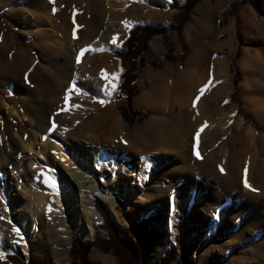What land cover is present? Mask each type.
Wrapping results in <instances>:
<instances>
[{
    "label": "rangeland",
    "instance_id": "rangeland-1",
    "mask_svg": "<svg viewBox=\"0 0 264 264\" xmlns=\"http://www.w3.org/2000/svg\"><path fill=\"white\" fill-rule=\"evenodd\" d=\"M58 1L66 6L74 3L83 39L74 42L70 40L69 32L67 36L63 34L59 26L63 16L57 15ZM68 1L49 0V6L45 5V0H0V179L14 184L13 187L25 199L29 198L30 191L48 196L42 217L27 229L16 214L18 209L6 204V185L0 184V264H12L4 257L9 253L19 254L28 264H46L38 241L47 236L56 242L59 264H66L71 259L69 248L73 234L78 237L81 250H85L84 242L91 241L96 233L108 238L107 231L100 227L103 218L116 232L119 241L131 248L134 244L125 240L122 229L130 228L133 223L139 224L142 242L139 238L134 241L143 246L144 261L141 264H177L178 260H182V264L214 261L217 264H264V252L259 249L264 241V226L258 224L254 227L253 214L239 212L245 199L241 197L236 203L232 201L228 207L210 203V192L217 198L224 194L228 199L233 198L230 195L234 192L231 189L233 183L225 181L223 176L234 173L232 153L235 154L238 146L240 131L250 133L254 164L250 172L241 175L239 182L243 186L250 180L251 190L263 186L260 192L253 193L264 195V175L259 173L264 161V0H256L261 5L262 15L242 0H200L195 8L208 3L209 17L194 16V8L183 28L182 39L174 28L181 1L126 0V15L139 16L132 25L163 27L168 39L166 45L159 34L146 43V61L137 80L138 93L133 99V108L147 116L136 122L121 116L119 105L123 101L110 100L122 72L119 59L112 51L120 48L127 33L119 36L118 44L112 40L104 41L108 28L112 26L111 17L98 18L96 0ZM116 1L103 0L102 4H115ZM172 1L176 2L174 8L171 7ZM39 14L50 18L59 38L70 42L61 53L55 52L45 37L35 34V19ZM67 16L69 18V12ZM23 17L27 21H23ZM251 18L256 23L254 29L248 23ZM81 46L89 50L81 53L77 62L74 56ZM168 51L173 61L167 59ZM246 55L250 59L241 64ZM84 59L89 60L86 65H83ZM99 59H108L116 68L114 85L104 96L95 92L90 84H85L88 74L93 75L89 67H94ZM74 65L82 66L79 67L81 70H76ZM186 69L203 71L204 80L210 78L209 90L198 109L207 119L198 122L191 119V123L182 124V134L177 136V151L171 154L173 161L163 163L162 157L165 156L159 154L165 148L163 135L173 124V108L178 106L169 99V107L157 113L144 105L142 96L151 87L147 74L170 73V80L176 85ZM6 105H11L15 112H8ZM103 113L104 125L94 126ZM89 123L92 124L87 128ZM115 123L120 127L119 135ZM41 142L45 143L43 147ZM7 144L17 147L14 154L7 151ZM30 144L35 150L51 156L59 144L75 163L72 169L84 170L91 165L96 171L81 183H69L63 173L45 166L40 159L36 161L27 150ZM220 149L224 151L222 156L221 153L216 155ZM188 152L200 164L214 155L221 161L222 168L213 173L209 165V168H198L188 163L190 168L186 162ZM171 167H175L174 170H168ZM117 180L124 190H131L136 185L141 191L139 196L146 199L151 195L159 198L155 181L160 180L166 185L168 198L174 197L175 205L167 208L154 202L145 213L134 218L133 202L138 198L130 203L120 198L115 205L116 217L109 215L98 200L90 197L92 206L96 202L101 213L95 209L98 228L90 238H82L79 230L73 227L74 218L68 205L72 192L76 191L81 199H85L82 195L88 193L91 185H100L111 192L109 187ZM52 181L56 185L54 190ZM189 197H192L190 206L185 208V199ZM259 203L253 197L248 208L263 204ZM202 210L209 216H220L209 238L201 235L199 219L191 217L199 215ZM190 225L196 228L190 230ZM13 228L18 229L19 234ZM48 231L51 235L47 234ZM83 254L85 259L81 264H90V258L97 254L101 257L109 255L113 264H120L112 250L91 246Z\"/></svg>",
    "mask_w": 264,
    "mask_h": 264
},
{
    "label": "bare ground",
    "instance_id": "bare-ground-1",
    "mask_svg": "<svg viewBox=\"0 0 264 264\" xmlns=\"http://www.w3.org/2000/svg\"><path fill=\"white\" fill-rule=\"evenodd\" d=\"M68 1V0H67ZM71 2L73 0H70ZM68 1V2H70ZM58 16L62 17V22L59 24V26L62 29L63 34L66 36L68 35V32L70 33V40L77 41V39L81 40V29L77 22L76 15L74 13L75 5L72 3L70 5L63 4V2L58 1ZM103 0H96V5L98 7V18L105 19L106 15L110 16V23L112 26L108 28L107 36H105L103 39L104 41H110L114 44L119 43V36L121 34H126L128 32L129 27L132 25V22L139 19V16L136 14L126 15L125 12V3L126 0H117L115 4H106L103 5ZM45 5H49V0H45ZM50 6V5H49ZM43 7V5H42ZM46 8V7H45ZM50 9V8H49ZM70 9V11H69ZM44 10V9H43ZM69 12V18L67 16ZM54 14V12H52ZM37 16V15H36ZM46 16V15H45ZM23 21H27L26 17H23ZM36 25H35V34L39 36L45 37L47 43L52 45V49H54L55 52L61 53L63 49H66L68 44H70L69 41L63 40L62 38H59L57 35L58 32L55 30L53 23L50 21V18L43 16H37L36 17ZM248 23H251L250 28L254 29L256 28V23L253 22V18H251ZM107 26V25H106ZM69 40V39H68ZM96 41V40H95ZM69 42V43H68ZM83 49V46L79 47L77 49V52L75 53L74 59H77V56L81 54V50ZM74 51V50H73ZM69 53H72L69 51ZM247 59H250L247 57V55L244 57L243 61H241V64L247 61ZM75 61V60H74ZM77 61V60H76ZM89 60L84 59L83 65H86V63ZM108 59H99L95 62L94 67L91 65L90 71L93 73V75L88 74L89 76L85 84H90L91 87L97 92L99 95L104 96L110 91L114 85L115 77H116V68L109 64ZM76 66V65H74ZM82 66L77 65L76 70H79ZM81 70V69H80ZM83 70V69H82ZM88 70V68H87ZM102 70H103V77L102 78ZM85 71V69H84ZM77 72V71H76ZM86 72V71H85ZM84 72V73H85ZM69 74V73H68ZM115 74V75H113ZM209 74V73H208ZM207 74V76H208ZM87 75V74H85ZM72 76V75H71ZM203 71L194 72L193 70L186 69L181 78H179V81L176 83L173 87H162L159 88L160 90L152 92L148 96H145L143 98L146 105L150 107H154L158 110L168 108V101L169 99H172L173 105L177 104V108H173V117L174 121L173 124L170 125L171 127L165 128V134L164 137V150L162 149L161 153L164 154L165 158L162 156V162L163 163H171L173 160L171 159V154L174 153V151H177L178 147V135L182 134L181 132V126L182 124H188L191 123V119L194 121H202L207 119V116H204L201 114L198 109L201 106L200 104L203 102L204 96L206 95V91H208L210 85V78H206L204 80ZM90 77V78H89ZM175 84V83H174ZM173 84V85H174ZM223 85V88L226 89V86ZM206 86V87H205ZM204 88V91L201 93L200 89ZM156 90V88H155ZM197 97H199L197 99ZM195 101V105L194 102ZM190 106V108H189ZM173 107V106H172ZM176 107V106H175ZM261 107V106H260ZM259 108V107H257ZM5 109L8 112H15L14 108L11 105H6ZM178 109V110H177ZM170 110V109H169ZM220 110V109H217ZM185 111V112H184ZM260 111V110H259ZM171 112V111H170ZM258 112V111H257ZM264 114V113H263ZM259 115V114H258ZM261 116V115H260ZM211 119V118H210ZM105 120V114H101L96 122H94L95 125H104ZM100 123V124H99ZM92 123H89L87 125V128L91 126ZM116 124V123H115ZM162 124V123H161ZM194 124V123H193ZM165 125V123H164ZM41 126V125H40ZM157 126V125H156ZM183 127V126H182ZM187 127V126H186ZM115 130H120V127L116 124ZM183 131V130H182ZM185 131V130H184ZM250 134V133H249ZM248 133L244 134L242 131L238 132V146L235 148V154L232 153L233 159L231 161V166L234 170V173L226 175H222L223 179L227 182L233 183V187L231 186V189L234 190L230 195H233V198L228 199L227 195L224 194L220 198H217L215 194L210 192V203L213 205H222L223 207L230 206V203L233 201V203H236L239 198L243 197L245 199L244 203L239 207V212H246L248 214H253V218L255 220L256 225H262L264 226V201H262L264 195H257L258 193L254 194V191L262 190L263 186L256 187L255 189L251 190L249 188V181H247V186L245 184L239 182V178H241V175L243 173L247 174L251 171V165L254 164L253 154H252V143L250 138V135ZM190 136L188 135V138ZM252 137V136H251ZM42 138V137H41ZM43 140V138L41 139ZM44 141V140H43ZM47 141V140H46ZM45 142V141H44ZM42 143V147L45 143ZM14 143V142H13ZM40 144V143H39ZM47 144V143H46ZM16 145V143H15ZM16 146L14 145H8L7 144V151L11 154L16 152ZM40 149V148H39ZM264 149V148H263ZM27 150L29 153L36 158V161L39 159L44 163L45 166L53 167L58 172H61L64 174V178L66 181L70 182H78L81 183L83 180L88 179L92 177V175L95 173L96 168L89 165L87 169L84 170H74L72 167H75V163L71 159L70 155L67 154L62 148L61 145L57 144L55 146V154L52 156L49 154L47 155L45 151L42 150H35L32 144L27 146ZM217 154H220L222 156L223 150ZM53 151V150H52ZM53 152V153H54ZM183 152H185L183 150ZM191 152V151H190ZM176 153V152H175ZM187 154V153H186ZM224 155V154H223ZM264 155V151H263ZM244 159V161H243ZM251 159V160H249ZM186 161V160H185ZM187 164H193L191 166L196 167H208L210 166V171H213V173L219 171L221 166V161L217 159L216 156L211 155L210 159L205 160L204 163H197V161L193 158L192 154L188 152L187 154ZM224 162V161H223ZM189 165V164H188ZM224 165V164H223ZM190 166V165H189ZM190 166V168H191ZM198 167V168H199ZM172 169L168 170H174L175 167H171ZM178 168V167H177ZM176 168V169H177ZM209 168V167H208ZM229 169V167H228ZM193 170V169H192ZM222 171V170H221ZM168 172V171H167ZM174 172V171H173ZM186 172V171H185ZM262 172V175H264V161L260 164V170L259 173ZM46 173V172H45ZM48 173V172H47ZM180 174V173H179ZM224 174V173H223ZM180 175L176 176L179 177ZM221 176V177H222ZM243 176V175H242ZM248 176V175H247ZM250 176V175H249ZM250 179V178H249ZM54 180V179H53ZM55 181V180H54ZM51 185L52 190H54L56 185ZM1 185H6L5 188V202L12 208H17V216L19 220L21 221L22 225L30 229L34 225V221L37 218L42 217V213L45 210V207L47 206L48 200L44 194L39 195L35 194L33 191H30V196L28 193L27 199L20 196L18 191L13 187L14 184L6 182L2 179H0ZM155 185L158 189V192H160L159 198L152 197L149 198H143L140 195V189L137 188L136 185H133L131 187V190H124L119 187V181L117 180L109 189L111 192H109L105 188H101V186L91 185L88 187V193L83 194L82 196L85 197V199H81V197L76 193V191L72 192V195L69 198L68 205L71 209V215L74 218L73 227L79 230V234L82 238L87 239L90 238L92 233L98 228L97 222H98V214L95 210V208L92 206V203L90 201V197L95 198L98 200L101 204V207L103 210H105L109 215H115L118 217V212L115 209V205L118 204V201L120 198H122L126 203H130L131 201H134L135 198H138L136 201L133 202V216L134 218H138L141 214L145 213L149 208L150 205L154 202H159L163 205H165L167 208L173 207L175 205V199L172 197L171 199L168 198L166 191V185L160 180L155 181ZM213 187V186H211ZM261 187V188H260ZM241 192L238 193V190H241ZM28 192V191H27ZM52 192V191H50ZM157 192V191H156ZM54 195V194H53ZM229 195V194H228ZM26 196V197H27ZM253 197H256L258 202H263L261 205H257V207H251L248 208L249 200ZM192 197L186 198L185 202V208H188L190 206V201ZM53 201V199H52ZM35 202V204H34ZM55 202V201H54ZM188 202V204H187ZM259 203V204H260ZM0 204H1V197H0ZM50 205V203H49ZM48 205V206H49ZM234 205V204H233ZM20 208V210H19ZM54 208V207H53ZM47 210V208H46ZM192 219H199V221L202 223V234L205 238L211 237L213 231L215 230L217 223L220 219L219 215L216 216H209V214L205 213L203 210L199 215H191ZM197 222V221H196ZM192 223V222H190ZM195 224V223H194ZM200 226V225H199ZM252 227V226H251ZM196 227L194 225H190L189 229L193 230ZM66 232V231H64ZM200 232V230H199ZM47 234H50V231H48ZM66 233H64L65 235ZM40 243L41 248L43 249L45 261L46 264H59V259L56 251V242L51 236H47L46 238L41 237L38 241ZM258 248V247H257ZM259 249L264 252V241L261 242ZM156 255H153V258H155ZM90 264H113L111 261V257L109 255L102 256L100 254H97L96 256H92L89 260Z\"/></svg>",
    "mask_w": 264,
    "mask_h": 264
},
{
    "label": "trees",
    "instance_id": "trees-1",
    "mask_svg": "<svg viewBox=\"0 0 264 264\" xmlns=\"http://www.w3.org/2000/svg\"><path fill=\"white\" fill-rule=\"evenodd\" d=\"M181 5L179 6L180 13L175 17L174 28L177 30L182 39V31L185 26L189 15L193 9L199 3L200 0H179ZM241 2L250 3L259 15L263 14L261 5L256 0H242ZM171 7H176V2H171ZM162 35L164 43L167 45V34L163 27H156L150 24H133L127 32L126 38L121 42L118 50L112 51L113 55L119 59L122 67L120 78L116 89L112 92L110 100L123 101L119 105V111L123 119L136 122L146 118V114L141 111H137L133 108V99L138 93L137 80L140 74V70L145 64V48L146 43L151 40L154 35ZM170 51V49H169ZM166 54L169 61H173L171 54ZM185 58V54L182 56V60ZM94 208L98 211L96 202H94ZM155 212L157 209L155 208ZM99 212V211H98ZM101 213V212H99ZM143 221L146 219L143 218ZM141 220V221H142ZM108 221L103 218V223L100 227L107 231L108 238H103L96 233L91 241H85V250H81L77 243L78 237L73 234V241L69 248V254L71 256L70 261L66 264H81L84 261V251L88 250L91 246H97L104 251L112 250L120 264H141L144 261L143 246L137 244L134 238H139L142 242L141 233L138 229L139 224L133 223L130 228L122 229V233H125V240L133 243V248L126 246L123 242L119 241L116 232L110 228ZM218 232H221L218 230ZM217 233L216 235H218ZM215 235V236H216ZM214 236V237H215ZM12 264H28L19 254L9 253L4 256ZM166 258V256H165ZM164 258V259H165ZM182 260H178L177 264H182ZM218 262H210L206 264H217Z\"/></svg>",
    "mask_w": 264,
    "mask_h": 264
},
{
    "label": "crops",
    "instance_id": "crops-1",
    "mask_svg": "<svg viewBox=\"0 0 264 264\" xmlns=\"http://www.w3.org/2000/svg\"><path fill=\"white\" fill-rule=\"evenodd\" d=\"M208 10H209V4L208 3H204L202 6H200L199 8H195L194 10V16L198 15V16H203L206 15V17L208 18ZM120 42V41H119ZM147 76L149 77V81L151 83V87L149 88L148 92L146 91L145 95H143L142 97L144 98L145 96H148L149 94H151L152 92L154 93L155 91L160 90L159 88H164V87H173L175 85H173L175 83V81H171L170 77L171 74H165V75H161L160 72L157 73H149L147 74ZM156 88V90H155ZM145 106H148L146 104H144ZM150 107V106H148ZM152 108L155 112H160L158 109L154 108V107H150ZM165 109V108H164ZM162 110V109H160Z\"/></svg>",
    "mask_w": 264,
    "mask_h": 264
},
{
    "label": "snow or ice",
    "instance_id": "snow-or-ice-1",
    "mask_svg": "<svg viewBox=\"0 0 264 264\" xmlns=\"http://www.w3.org/2000/svg\"><path fill=\"white\" fill-rule=\"evenodd\" d=\"M87 50H89V49H82L81 50V53H83V52H85V51H87ZM79 59H80V57L79 56H77V62H79ZM113 75H115V74H113ZM102 78H104L103 77V70H102ZM206 87V86H205ZM204 91V88H201L200 89V92L202 93ZM199 97H197V99H198ZM66 99H67V97H66ZM194 103V105H195V101L193 102ZM50 131H51V129H49ZM246 186H247V184H246ZM13 231H15V232H17V234H19V230L18 229H16V228H13Z\"/></svg>",
    "mask_w": 264,
    "mask_h": 264
},
{
    "label": "water",
    "instance_id": "water-1",
    "mask_svg": "<svg viewBox=\"0 0 264 264\" xmlns=\"http://www.w3.org/2000/svg\"><path fill=\"white\" fill-rule=\"evenodd\" d=\"M131 26H132V25H131ZM131 26H130V27H131ZM130 27H129V28H130Z\"/></svg>",
    "mask_w": 264,
    "mask_h": 264
}]
</instances>
